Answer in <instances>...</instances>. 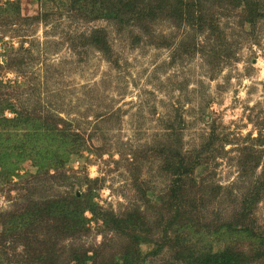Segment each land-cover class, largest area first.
Listing matches in <instances>:
<instances>
[{"label":"rangeland","instance_id":"1","mask_svg":"<svg viewBox=\"0 0 264 264\" xmlns=\"http://www.w3.org/2000/svg\"><path fill=\"white\" fill-rule=\"evenodd\" d=\"M89 8L0 0V118L22 115L0 121V264H182L226 247L254 259L264 20L206 2L211 35L164 18L121 31ZM93 29L108 54L86 41ZM56 170L66 179H47Z\"/></svg>","mask_w":264,"mask_h":264},{"label":"trees","instance_id":"2","mask_svg":"<svg viewBox=\"0 0 264 264\" xmlns=\"http://www.w3.org/2000/svg\"><path fill=\"white\" fill-rule=\"evenodd\" d=\"M19 1V0H16ZM73 7V9H78L82 7H90L89 9H96L98 12L103 13L104 18L111 21L119 30L124 31L128 27H137L142 28V25L149 26L153 24L155 19L164 18L169 20L174 24L176 28L185 27L193 29L195 33L208 32V35H211L213 32L218 30V27L214 24L213 19L207 13L203 12L206 2H213L217 6L221 3H226L230 5L234 2H240L244 5V14L242 19L245 23L255 26L260 20H264V0H68ZM17 3V2H16ZM133 24V25H132ZM149 37L152 36L151 33H148ZM107 34L103 32V29H93L89 35L85 38L88 43H91L95 49L101 51L103 54H108L109 49L106 45ZM6 66L8 68L13 67L12 61H6ZM12 112H15L12 109ZM21 114L17 113L12 119H5V117L0 118V121L4 122H14L18 121L21 118ZM29 120V119H27ZM21 121V120H20ZM24 122V121H23ZM177 163L175 165V173L173 176L176 178V181L183 180L185 173L186 161L182 155L177 156ZM2 158L0 155V168L3 167L1 162ZM188 169L190 173L193 171V165L188 164ZM60 173V178L58 177V170L53 174L45 173L47 179L56 180V179H66L65 173ZM57 175V176H56ZM173 177V178H174ZM175 195H180L181 190L176 188L174 191ZM67 203L76 204L77 201H80V198L73 195H65L64 199ZM258 195L252 196L250 201L244 200L245 203L241 205L242 211L251 214L254 204L258 202ZM88 211L93 214L94 206L89 205L87 207ZM81 212L83 210L81 209ZM80 213V212H79ZM50 215V213H48ZM37 215V214H35ZM32 216V215H31ZM68 215H66L67 217ZM114 217V216H113ZM83 218V217H82ZM245 218V217H244ZM32 220L37 221L32 216ZM64 221V220H63ZM121 219H113V223L108 227L113 231H119L124 227L119 226ZM123 221V219H122ZM49 222V221H48ZM64 229L66 225L69 224L68 221H64ZM247 227V226H246ZM246 227L245 230H246ZM126 228V227H125ZM248 228V227H247ZM127 229V228H126ZM244 230V231H245ZM65 235L68 234V231H64ZM167 231H165L164 237L167 236ZM249 232L250 236H253L258 242L259 251L256 254L252 255L254 259H251L246 253L235 251L229 248L218 250L214 253H207L201 256L198 260L188 263L183 262L182 264H261L256 263V260H261L264 256V230L257 231V233ZM167 246V245H166ZM171 248V247H169ZM255 253V252H254Z\"/></svg>","mask_w":264,"mask_h":264}]
</instances>
